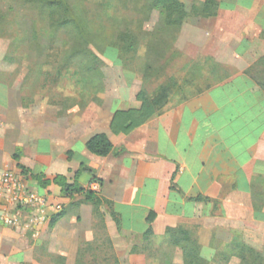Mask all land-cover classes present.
<instances>
[{
  "label": "crops",
  "instance_id": "0c3cea01",
  "mask_svg": "<svg viewBox=\"0 0 264 264\" xmlns=\"http://www.w3.org/2000/svg\"><path fill=\"white\" fill-rule=\"evenodd\" d=\"M214 1L198 42L225 76L128 135H112L109 123L114 112L139 108L135 100L47 104L0 79V176L21 175L20 164L72 184L83 163L92 175L77 183L101 201L95 209L81 195L64 198L53 184L39 192L24 179L61 206L60 217L37 234L0 222V264H183L181 249L164 243L177 228L196 238L204 264H264V90L245 74L264 56V0ZM97 134L120 152L89 154L85 144ZM246 249L261 259L243 260Z\"/></svg>",
  "mask_w": 264,
  "mask_h": 264
},
{
  "label": "rangeland",
  "instance_id": "374dc122",
  "mask_svg": "<svg viewBox=\"0 0 264 264\" xmlns=\"http://www.w3.org/2000/svg\"><path fill=\"white\" fill-rule=\"evenodd\" d=\"M180 1L188 13L182 26L154 38L160 16L144 0H67L92 41L84 58L71 56L73 40L44 0H0V79L47 104L120 97L140 104L138 93L151 100L163 91L166 106L188 101L227 71L198 42L205 26L191 8L202 0Z\"/></svg>",
  "mask_w": 264,
  "mask_h": 264
},
{
  "label": "trees",
  "instance_id": "16d2710c",
  "mask_svg": "<svg viewBox=\"0 0 264 264\" xmlns=\"http://www.w3.org/2000/svg\"><path fill=\"white\" fill-rule=\"evenodd\" d=\"M144 1L154 10L158 11L160 16V22L153 31L154 38L160 36L162 32H169L173 29L178 30L188 16L185 5L180 0ZM44 2L47 3L48 10L51 11L52 17H55L58 21V27L61 26L67 36L73 40V50L75 51L71 56H83L84 58H87L89 53L88 46L92 41L81 18L74 14L73 9L68 4L67 0H44ZM217 7L218 5L214 0H204L199 6H193L191 11L196 17L205 19L214 17L217 12ZM32 36L33 38H36L35 34ZM158 41L159 40L153 41V44L150 45L153 48V55L158 53V51H156V47L160 44ZM151 47L149 48V52L152 50ZM77 51L78 53H76ZM92 64V69L96 68L95 63ZM245 74L251 77L264 90V56L259 58L256 63L247 69ZM136 99L140 102L139 108L116 111L113 113L109 123V131L112 135L130 134L159 115L166 107V92L164 91L151 100L143 98V96L138 93ZM85 149L89 154L95 157H106L110 153L118 154L120 152V150H113V146L105 134L92 136L87 140ZM68 155L70 156V153H68ZM14 159L18 161V154L14 156ZM16 167L24 179L37 184V190L39 192L50 184H53L59 187L60 194L64 198L72 199L75 195H81L83 196V201L85 203H90L95 209L101 204V201L96 197L93 191L82 188L77 183L76 178L81 173L92 175V171L83 163L80 164L79 170L76 172L72 184H69L66 178L62 176H56L52 180H45L41 175L29 173V171L20 164H17ZM92 182L99 183L100 181L92 177L89 183ZM58 217H60V214L52 218L49 225H54ZM113 219L116 222L118 231L122 233L119 221L114 217ZM153 220L154 215L151 214L146 222L147 224H151ZM150 236L151 232L148 230L143 236L144 240H148ZM164 243L170 247H179L181 249L183 264H204L199 256V245L197 240L190 233L182 231L179 228L167 229ZM242 254L243 260L246 255L254 262L261 259L260 256L251 249H246V251L242 250Z\"/></svg>",
  "mask_w": 264,
  "mask_h": 264
},
{
  "label": "built area",
  "instance_id": "2783aa9c",
  "mask_svg": "<svg viewBox=\"0 0 264 264\" xmlns=\"http://www.w3.org/2000/svg\"><path fill=\"white\" fill-rule=\"evenodd\" d=\"M97 190V186H93ZM61 212L44 193H39L21 175L6 170L0 176V222L11 229L37 234Z\"/></svg>",
  "mask_w": 264,
  "mask_h": 264
}]
</instances>
